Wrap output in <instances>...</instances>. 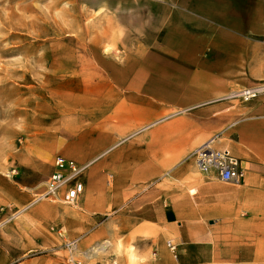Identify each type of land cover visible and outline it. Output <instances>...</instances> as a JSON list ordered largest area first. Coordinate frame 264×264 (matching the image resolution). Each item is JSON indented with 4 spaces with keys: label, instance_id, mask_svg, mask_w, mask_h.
<instances>
[{
    "label": "crops",
    "instance_id": "1",
    "mask_svg": "<svg viewBox=\"0 0 264 264\" xmlns=\"http://www.w3.org/2000/svg\"><path fill=\"white\" fill-rule=\"evenodd\" d=\"M166 6L135 38L121 30L135 48L120 60L89 51L73 81L35 89L0 184L21 207L55 158L84 166L74 205L39 202L25 217L47 244L106 243V264H264V94L229 99L264 82V0ZM212 139L239 160L240 184L199 171L193 153Z\"/></svg>",
    "mask_w": 264,
    "mask_h": 264
},
{
    "label": "rangeland",
    "instance_id": "2",
    "mask_svg": "<svg viewBox=\"0 0 264 264\" xmlns=\"http://www.w3.org/2000/svg\"><path fill=\"white\" fill-rule=\"evenodd\" d=\"M167 1L0 0V176L6 177L4 167L20 145L35 89L50 96L53 82L73 81L78 61H87L89 51L120 60L123 51L135 48L126 35L135 38L137 20L146 24L154 15L166 14ZM121 30L127 33L124 38ZM256 43L264 49V41ZM44 183L31 203L21 207L9 203L7 187L0 184V264H69L71 256L81 264H106V249L96 250L103 242L80 251L77 243L71 252L65 245L73 240L47 244L48 229L25 217L33 205L49 202L36 200Z\"/></svg>",
    "mask_w": 264,
    "mask_h": 264
},
{
    "label": "built area",
    "instance_id": "3",
    "mask_svg": "<svg viewBox=\"0 0 264 264\" xmlns=\"http://www.w3.org/2000/svg\"><path fill=\"white\" fill-rule=\"evenodd\" d=\"M264 94V82L251 89H242L233 92L229 99H238L247 102L258 95ZM214 139L200 146L193 153L199 171L202 174L215 173L222 184L238 185L244 178V170L240 162L228 150H216L213 148ZM86 168L77 165L73 161L57 157L54 160V171L44 183L43 191L36 197L39 201H49L64 205H74L83 193V184L80 181ZM40 196V197H39ZM35 200V201H36ZM78 239L69 241L65 246L73 252L76 249ZM96 250H105L106 243ZM167 248L174 254L175 247L167 243ZM69 264H81L71 256ZM115 264V263H111Z\"/></svg>",
    "mask_w": 264,
    "mask_h": 264
},
{
    "label": "bare ground",
    "instance_id": "4",
    "mask_svg": "<svg viewBox=\"0 0 264 264\" xmlns=\"http://www.w3.org/2000/svg\"><path fill=\"white\" fill-rule=\"evenodd\" d=\"M40 197V196H39Z\"/></svg>",
    "mask_w": 264,
    "mask_h": 264
}]
</instances>
